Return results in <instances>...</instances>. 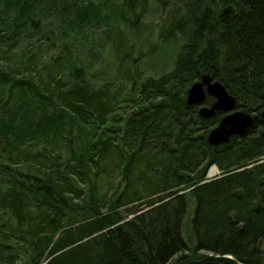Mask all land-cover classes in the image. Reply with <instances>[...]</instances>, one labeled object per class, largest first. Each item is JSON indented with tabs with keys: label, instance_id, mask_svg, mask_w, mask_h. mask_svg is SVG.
<instances>
[{
	"label": "trees",
	"instance_id": "obj_1",
	"mask_svg": "<svg viewBox=\"0 0 264 264\" xmlns=\"http://www.w3.org/2000/svg\"><path fill=\"white\" fill-rule=\"evenodd\" d=\"M111 1L0 0V264H264V0ZM152 8L178 55L145 80L118 41ZM111 48L121 84L92 72ZM204 76L256 117L245 136L209 143L225 113L187 103Z\"/></svg>",
	"mask_w": 264,
	"mask_h": 264
},
{
	"label": "rangeland",
	"instance_id": "obj_2",
	"mask_svg": "<svg viewBox=\"0 0 264 264\" xmlns=\"http://www.w3.org/2000/svg\"><path fill=\"white\" fill-rule=\"evenodd\" d=\"M111 2L116 3V0H112ZM158 14H159L158 10L155 8H152L151 11L149 10L148 12H146L144 17L140 18L141 20L139 21V30H138L139 34L136 33V35H134L133 37L130 36V38L128 36L129 40L127 39L126 36H123L118 41V43L121 41L123 42V44L121 43V46L123 48L121 55L127 54L130 56V58L135 60V63L137 62L136 65L139 66L140 68L139 72L145 80L148 77L156 78L157 76L164 73L163 71L170 69L172 67L171 66L172 61H170L171 59L170 57L171 56L176 57L178 55V53H176L178 51L177 47L168 44H163L160 42V39L158 38V31L160 29L159 23L161 22V20H163L162 18L160 19V17H158ZM111 19L112 16L110 20ZM51 27H52L51 29L54 30V24H51ZM94 28H92L89 31L90 33H94L93 34L94 38H90L89 41L84 40L85 41L84 46L87 49H91V51L93 50L94 52H98V47L93 45L92 42L93 41L98 42L99 38L97 36H99L101 32H103L104 28L103 27L98 28L95 26ZM54 35L55 34L52 32L49 38L54 40ZM110 35L111 38L108 39L107 35L106 38L107 41L110 42L111 44L112 41L118 40L117 34L113 36L110 33ZM44 41L45 40L41 41L42 43L38 41V43H40L39 45L40 46L41 44L43 45ZM23 44H26V42ZM41 49L43 50L42 51L43 55L48 56V54L52 53L50 47H48L47 45H43ZM83 53L84 54H81L80 58L77 57V60L81 61L82 59L86 63L90 62V56L87 57V52H83ZM167 60L170 63V65H168L167 62L166 67H164V64L166 63ZM129 67H130V63L127 61V59L126 58L119 59L117 56H114V49L111 48L103 52L102 58L97 62L92 72L98 73L97 71H103V79L108 80L115 78V81L121 84V79L125 77ZM130 89L131 86L129 84L127 86V89L125 90V94H128ZM219 175H220V171L219 173L217 172L216 174H214V176H211L210 178H215L218 177ZM111 181L113 182V184L117 185L119 182L118 176L115 178V180L113 178ZM204 254H206L207 256L213 255L206 252ZM178 257H176L171 264H174V262H176V259Z\"/></svg>",
	"mask_w": 264,
	"mask_h": 264
},
{
	"label": "water",
	"instance_id": "obj_3",
	"mask_svg": "<svg viewBox=\"0 0 264 264\" xmlns=\"http://www.w3.org/2000/svg\"><path fill=\"white\" fill-rule=\"evenodd\" d=\"M236 14V10L232 6L222 8L218 11L219 19L232 17ZM208 93L215 102L211 107H205L200 110L201 115L205 119H209L216 112L225 113L218 126L214 128L209 136L208 141L213 146L228 144L233 137L245 136L249 129L254 125L255 116L250 113L239 111L237 100L231 96L225 87L219 82H213L209 76H204L200 81L195 83L188 91L187 103L189 105L202 104ZM264 117V112L262 113ZM241 264L234 257L229 255H212L206 256L202 261L191 262L189 264Z\"/></svg>",
	"mask_w": 264,
	"mask_h": 264
},
{
	"label": "bare ground",
	"instance_id": "obj_4",
	"mask_svg": "<svg viewBox=\"0 0 264 264\" xmlns=\"http://www.w3.org/2000/svg\"><path fill=\"white\" fill-rule=\"evenodd\" d=\"M233 7V6H232ZM192 87V86H191ZM191 87L188 89V91L191 89ZM188 91H187V95H188ZM141 97V96H140ZM207 97H211L208 93H206V98H205V100H204V102L202 103V104H205V102H206V99H207ZM212 98V97H211ZM214 99V98H213ZM214 102H215V99H214ZM202 104H199V105H202ZM245 112V111H244ZM219 168L217 167V166H212L211 168H210V170H209V172H208V178L209 179H212V178H210L211 176H214V174H216L217 172L219 173ZM220 174H221V172H220ZM220 176V175H219ZM216 178V177H215Z\"/></svg>",
	"mask_w": 264,
	"mask_h": 264
},
{
	"label": "flooded vegetation",
	"instance_id": "obj_5",
	"mask_svg": "<svg viewBox=\"0 0 264 264\" xmlns=\"http://www.w3.org/2000/svg\"><path fill=\"white\" fill-rule=\"evenodd\" d=\"M206 256H207V255H205V256H204L203 258H201L200 260H193V261H191V262L202 261L204 258H206ZM191 262H189V263H191ZM174 264H177V262H174ZM217 264H226V263L221 262V263H217Z\"/></svg>",
	"mask_w": 264,
	"mask_h": 264
}]
</instances>
